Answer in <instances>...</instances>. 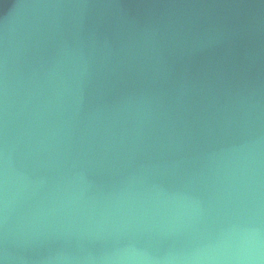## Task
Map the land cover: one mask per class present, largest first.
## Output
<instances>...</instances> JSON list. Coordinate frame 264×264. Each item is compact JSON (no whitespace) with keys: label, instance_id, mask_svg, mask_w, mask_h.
Returning a JSON list of instances; mask_svg holds the SVG:
<instances>
[{"label":"water","instance_id":"obj_1","mask_svg":"<svg viewBox=\"0 0 264 264\" xmlns=\"http://www.w3.org/2000/svg\"><path fill=\"white\" fill-rule=\"evenodd\" d=\"M0 264H264V0H0Z\"/></svg>","mask_w":264,"mask_h":264}]
</instances>
